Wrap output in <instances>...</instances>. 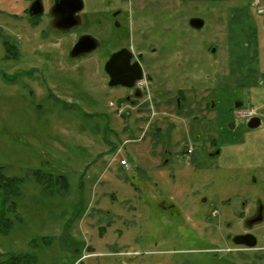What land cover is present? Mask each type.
Here are the masks:
<instances>
[{
	"label": "rangeland",
	"instance_id": "obj_1",
	"mask_svg": "<svg viewBox=\"0 0 264 264\" xmlns=\"http://www.w3.org/2000/svg\"><path fill=\"white\" fill-rule=\"evenodd\" d=\"M149 1L143 8L136 0H82L86 26L77 33L93 34L99 45L72 58L64 46L76 33L43 36L47 15L35 27L23 13L27 0H0V174L18 186L10 193L13 210L0 200L13 221L0 233L1 260L12 253L34 256L33 264H264V248L235 251L219 228L194 220L185 193L210 184L213 202L203 210L223 213L228 197L243 194L245 176L237 175L246 162L264 161V126L247 128L240 115L248 110L234 115L242 98L241 108L252 106L264 122L262 77L251 67L259 56L264 70V40L259 47L240 40L233 62L226 27L239 7L229 0L217 8L215 0ZM117 6L127 20L115 43L101 12ZM263 13L250 21L262 39ZM199 17L204 25L195 28L190 20ZM118 46L150 59L152 106L128 105L123 89L107 83L103 61ZM229 74L242 77L232 79L240 85L225 84ZM181 93L183 114L174 106ZM191 135L215 137L220 149L214 158L201 156L200 171L182 155Z\"/></svg>",
	"mask_w": 264,
	"mask_h": 264
},
{
	"label": "flooded vegetation",
	"instance_id": "obj_2",
	"mask_svg": "<svg viewBox=\"0 0 264 264\" xmlns=\"http://www.w3.org/2000/svg\"><path fill=\"white\" fill-rule=\"evenodd\" d=\"M27 1L28 4L26 8L23 9V13L35 27L38 24L36 21H40L44 15L48 16L47 18L49 22H47V28H42L40 30V33L43 36L50 33H61L66 38L70 35V33H76V37L73 40H70L69 42L67 41L66 46L63 45L64 53H67L69 57L77 58L85 54L88 55V53L95 50L99 45L98 40L95 36H93V34L89 32L86 33V31L81 32L80 34L77 33L78 29L86 26V21L80 16L81 10L84 8L83 2L81 9L73 12V7L75 5L72 1L69 4L68 0H40L43 12L39 15L32 16L29 9L35 0ZM101 13L105 16L106 20L109 21L106 25L105 36L108 37V27L110 26L111 32H115L117 34V38L114 40L115 43L119 42V32L124 29V22L127 20V14L124 7L117 6L109 12L107 9ZM142 22L145 23L144 20H142ZM87 36L94 39V49L88 52L79 53L78 55H73V49L78 40ZM60 43L61 42H59V44ZM87 45L88 42L85 41L84 46ZM83 48L86 47H79V49ZM43 55L46 60L51 57V54L48 53ZM144 58V53L141 50L134 51L129 47L118 46L115 49L109 50L103 61V70L105 71L107 77V83L110 81L117 82V84L112 85V87L114 86L123 89L124 93L120 96L121 100L130 106L138 108L139 110H142V105L147 104V102L143 100L141 90L135 87L137 79L134 78L139 75H141V77H146L145 81L148 89L152 83V77L146 72V65L148 67V64H150L147 63V61H150V59ZM127 83H131L132 86L126 87L123 85ZM263 87L264 78H262V88ZM153 93L155 96H158L155 91H153ZM181 98L182 93L177 95L174 99L175 110L179 113L185 111ZM242 101L243 99L239 98V100L234 103V115L236 114V116H238L237 112L240 110H249L253 108L252 106L247 109H245L246 107L241 108L243 104ZM207 105L208 104L205 103L204 107H207ZM255 113L256 110L253 111L250 116H243L241 114V122L247 126L248 120L258 117ZM233 125L236 124L233 123ZM259 126H264V122H261V118L260 124L257 127ZM191 137V141L189 140L192 142L191 147L187 144L182 155H184L187 164L192 165V168L194 166L196 170L200 171L202 168L200 167L201 156L214 158L220 153V149L215 137L205 136L204 138H201L200 135H191ZM247 162L243 166L244 170H241V173L237 172V166H232L233 170L231 169V171L235 172V175L239 173L237 177L244 175L246 183L242 188L243 194L235 191L234 195L225 200V204L231 205L228 210H226L227 212L225 211L223 213H219L216 209H209V211L208 209L203 210V206L209 208L211 202H213L208 198L209 187L211 186L210 184L202 186L201 188L197 185H192V188L189 190L190 194H188L185 189V193L191 202V206H188L186 212L192 215L194 220H201L209 225H213L214 229L219 228V233H222L224 239H227V241L233 246V250L246 252L259 247L264 248V245L262 244L264 243V161L260 164H254L253 161L252 163L249 161ZM218 170L219 168L215 171Z\"/></svg>",
	"mask_w": 264,
	"mask_h": 264
},
{
	"label": "crops",
	"instance_id": "obj_3",
	"mask_svg": "<svg viewBox=\"0 0 264 264\" xmlns=\"http://www.w3.org/2000/svg\"><path fill=\"white\" fill-rule=\"evenodd\" d=\"M148 1L147 0H136V2L138 4V7H143V8H147V7L150 6L149 4L151 3V1H149V2ZM203 1L204 0H200V2H203ZM217 1L218 0H215L214 3L212 4L213 8H217L216 5H215V4H218ZM237 1L238 0H229V3H232V5L234 7H239V8H237L235 10V12H233L232 17L228 21V25L226 27L228 32H230L229 41H230L231 50H233V51H230L231 55H233L230 60H233V62H236V56H237V54L235 52V46L239 44L240 40L244 41V43H245V41H248V40L253 41V42H255V44L258 47L263 45V40H264V38L263 39L260 38L261 36H259V37L256 36V34H258L257 25H256V27H253V25L256 24V23L255 22L254 23L253 22L250 23V21L253 19V15L252 14L262 15V13L264 12V0H250L251 1L250 3H248L249 0H243L245 2L243 4L237 3ZM170 4H172V3H170ZM251 4H253V8H252ZM255 8H258V11H255ZM241 15H244V18H241L242 17ZM242 21H244L243 23L245 24V26L242 23ZM244 28H248L250 30V31H248L250 36H249V34L247 35V34L243 33L245 31ZM236 31H240L239 36H237V34L235 33ZM234 33H235L236 36H234V38H233V34ZM253 33H254V36H255L254 38H252V36H251ZM242 46H243V43L241 44V47ZM244 46H245V49L243 51H241V52H243V53H245L247 55L249 53L248 52V46L249 45L246 44ZM252 54H253V52H251V54H250L251 57H252ZM257 59L258 60L255 61V63H253L254 65L253 66L251 65V67H252L253 70L254 69L258 70V71H254L255 74H257L260 77L264 78V70L260 72L259 66H258V64H259V56H257ZM237 65L238 64H236L234 66L236 67ZM225 73H229V72H225ZM225 73H223V75ZM232 75L229 74V77H231L230 80L229 79H226L225 81L223 80L225 84H231L232 83L234 85H238V84H236L237 82H235V80L233 81L232 79L237 78L239 80L240 79L243 80L242 77H239L238 74L236 75V77L234 76L235 78H233Z\"/></svg>",
	"mask_w": 264,
	"mask_h": 264
},
{
	"label": "trees",
	"instance_id": "obj_4",
	"mask_svg": "<svg viewBox=\"0 0 264 264\" xmlns=\"http://www.w3.org/2000/svg\"><path fill=\"white\" fill-rule=\"evenodd\" d=\"M4 44H5L6 51L8 53V49L10 48V46H8V43L6 41L4 42ZM16 181H17L16 179L5 177V175L3 176L2 174H0V189H4L5 191L8 192V197H7V195L4 192L0 191L1 194L6 195L4 199L2 198L0 200L3 203V206L4 204H6V201H8V211L7 212L13 210L14 208V202L10 201V193L18 191V186H17ZM57 181H60L59 178L56 179V182ZM3 206H1V203H0V233L7 235V233H9V231L13 227V221L9 217V213H8V216L6 215L5 210L2 208ZM1 255L3 254L0 253V257ZM34 259H35L34 256L30 260V259H27L25 255L23 254H12L11 253L4 260L0 259V264H33ZM24 261H27V262H24Z\"/></svg>",
	"mask_w": 264,
	"mask_h": 264
},
{
	"label": "water",
	"instance_id": "obj_5",
	"mask_svg": "<svg viewBox=\"0 0 264 264\" xmlns=\"http://www.w3.org/2000/svg\"><path fill=\"white\" fill-rule=\"evenodd\" d=\"M71 1L74 3V7H73V12L75 11H79L82 7V0H68V3L70 4ZM31 11V14L32 16H35V15H39L43 12V8H42V4H41V1L40 0H35L32 5L30 6V9ZM190 24L195 27V28H200L202 27L203 25V20L199 18H192L190 20ZM85 41L88 42V45L87 46H84V43ZM86 47V48H83V49H79V47ZM95 47V44H94V39H92L91 37H83L81 39L78 40V42L76 43L74 49H73V55H78L79 53H82V52H88V51H91L92 49H94ZM141 75L139 76H136L134 79H138L140 78ZM110 86L112 85H115L117 84V82H109L108 83ZM124 86L126 87H131L132 84L131 83H127V84H123ZM260 124V118L259 117H254V118H251L250 120H248L247 122V127L249 128H254V127H257L258 125Z\"/></svg>",
	"mask_w": 264,
	"mask_h": 264
},
{
	"label": "built area",
	"instance_id": "obj_6",
	"mask_svg": "<svg viewBox=\"0 0 264 264\" xmlns=\"http://www.w3.org/2000/svg\"><path fill=\"white\" fill-rule=\"evenodd\" d=\"M136 86L138 88H140L141 90H143L144 94H145V98L149 99V92H148V89L146 88V82L144 80H138L136 82ZM120 112L121 111L119 110L118 113H120ZM252 113H253L252 110H248L246 116H250ZM122 162H124V161H122ZM74 264H76V263H74Z\"/></svg>",
	"mask_w": 264,
	"mask_h": 264
}]
</instances>
